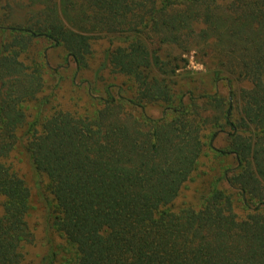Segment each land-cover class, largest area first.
<instances>
[{
	"label": "trees",
	"instance_id": "trees-1",
	"mask_svg": "<svg viewBox=\"0 0 264 264\" xmlns=\"http://www.w3.org/2000/svg\"><path fill=\"white\" fill-rule=\"evenodd\" d=\"M27 2L0 47V264H31L36 244L19 150L45 180L50 226L60 237L40 264L58 254V264H264V0ZM103 33L128 35L107 61L135 96L106 89L92 111L59 108L28 122L27 104L44 82L21 51L38 37L62 45L79 70L90 40ZM190 50L246 83L230 91L223 110L230 143L216 149L236 159L227 181L240 191L244 215L217 186L198 206L175 204L204 147L202 116L172 80ZM152 101L163 104L159 117L132 110Z\"/></svg>",
	"mask_w": 264,
	"mask_h": 264
},
{
	"label": "rangeland",
	"instance_id": "rangeland-1",
	"mask_svg": "<svg viewBox=\"0 0 264 264\" xmlns=\"http://www.w3.org/2000/svg\"><path fill=\"white\" fill-rule=\"evenodd\" d=\"M26 3L27 0H0V47L13 33L7 27L14 21H20L19 17L23 15ZM129 41L126 33H103L95 36L90 40L88 65L77 70L66 56L62 45L49 47L48 41L34 37L19 56L26 65L40 68L44 82L36 100L27 104L28 122L34 121L36 117L40 119L42 115L59 108L92 111L100 106L99 97L106 96V89L113 91L116 96L122 91L124 97L133 98L134 88L127 76L115 72L107 61L108 52L127 45ZM167 51L166 49L164 53ZM170 53L173 55L179 53V50L171 49ZM182 57L185 60L179 61L177 75L172 80L176 81L175 86L183 93L188 108L202 116L199 120L204 147L196 169L183 184L175 204L198 206L200 196L217 186L232 195L235 210L239 215H244L248 209L242 201L240 191L227 181V177L233 174L237 166L236 159L234 155L223 154L216 149H226L230 143L231 130L223 117L230 91L238 94L246 83L241 79H233L220 68L215 59H207L202 51L190 50L183 53ZM216 67L218 72L214 75ZM162 109L163 104L158 101L145 103L143 109L137 105L132 106L136 115L143 110L154 118L161 115ZM213 132L216 134L212 139L213 148H210L207 142ZM15 160L31 189L30 222L34 228L36 244L28 248L27 256L29 263L40 264L42 254H46L50 247L60 242V237L50 226L51 195L46 189L44 178L33 170L25 153L19 150ZM2 200L0 196V214ZM59 258L60 254L53 263L58 264Z\"/></svg>",
	"mask_w": 264,
	"mask_h": 264
}]
</instances>
